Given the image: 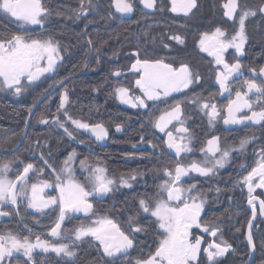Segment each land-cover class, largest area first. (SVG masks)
I'll return each mask as SVG.
<instances>
[{"label": "flooded vegetation", "instance_id": "1", "mask_svg": "<svg viewBox=\"0 0 264 264\" xmlns=\"http://www.w3.org/2000/svg\"><path fill=\"white\" fill-rule=\"evenodd\" d=\"M110 2L111 0H102L101 4L100 0H96L95 4L94 0H91L92 7L87 9L86 14L77 18L76 13L81 8V0H42L43 5L49 10L44 26L26 25L23 31L33 39L45 40L51 37L58 42L61 59L57 61L54 71L44 73L31 84L26 78H22V92L19 95H14L13 89L0 87V99L5 103L14 105L24 98L33 99L45 95L64 80H59L58 77L65 73V63L70 58L77 60L88 56V62L80 71L82 72L86 68L84 73L86 74L87 70L91 68L90 64L94 57L93 42L100 39L99 34L95 36V29L103 31V43L107 48L109 46V29L115 24V17L110 12ZM129 2L133 4L131 13L115 14L119 17L122 34L119 66L121 76L124 77L123 83L130 87L128 77L131 78L133 75L135 80L139 78L138 73L131 71V65L137 58L150 61L162 60L165 64H171L174 68H179L182 64L187 65L193 74L194 83L187 89L172 93L165 102L153 104L150 101L147 103V108L139 107L134 110V113L133 110L122 106L123 109L132 112L134 117L129 119L130 121L125 119L121 126V134L127 131L132 120L135 122L133 136L138 140L137 142L142 143L146 140L149 141V139L152 141L153 147L149 155L144 154L148 152L143 148L135 153H137L136 156L140 157L137 164L140 162L139 167L142 168V171L147 170L151 175L155 173L150 179L135 182V192L133 193L132 189L129 192H124V200L127 204H137V202L139 204V201L144 199L154 207L155 201L167 198V193L161 192L159 188L167 179L164 174L162 176L163 170L168 168L174 172L177 162L188 165L192 161H203L205 155L201 149L206 147L207 141L213 136L219 137L221 150L236 149L230 151L223 167H217L213 173L207 176L195 172L190 173L188 176L182 177L180 184L184 188L195 185V191L191 195L198 196L204 201L198 217L200 227L193 225L190 229L193 242L195 237H201L203 241L198 256V264H264V214H261L259 200H257L255 201L256 214L253 216V206L248 203V188L242 182V178L251 171L252 167L256 166L257 161L261 159V153H264V122L246 121L244 124H224L229 99H235L237 91L247 92L245 81L255 79L258 85L264 86V73L260 72V69L264 68V13L259 11L261 7H264V0H238L240 8L234 18L235 22L224 15L223 4L227 0H196L197 7L192 9L187 16L181 12H172L171 0H156V7L153 9L144 8L139 0H129ZM83 3L87 5L89 0H83ZM53 9L54 13L52 12ZM243 10L256 12L255 16L246 19L245 33L247 39L243 50L237 52L235 48L230 47L223 53L227 63H240L242 75L230 80L231 96L228 93L221 95L216 73L223 70V66L218 67L214 57L200 49L199 40L203 33H212L217 27L225 32L223 38L225 41L231 39L238 30L239 12ZM54 18L55 23L59 26V33L55 38L47 33V29ZM19 29L20 25L15 22L14 18L0 14V38H10L11 35L17 34ZM176 35L181 36L184 42L179 43L172 39ZM78 44L82 46V49L76 47ZM85 45L89 48V54L88 49L84 47ZM137 54L139 55L137 56ZM103 56L105 57V55ZM46 64V60L41 61V66H46ZM74 66L76 67L77 64H74ZM252 69L256 70L254 74L251 71ZM75 75L78 74L70 76ZM57 91L51 95L53 96ZM135 91L137 95H141V91L136 85ZM247 98L253 104L252 111L264 110V96L255 93V90H253V92L248 93ZM198 99L215 103L221 109V115L212 124L209 123L205 111H202L199 104L195 102ZM177 101L181 102V119L184 121L183 126L189 130L191 135L190 147L192 149L191 152L181 154L179 157L176 156L174 149L168 148L166 133L171 131L177 136L184 135L176 133V129L181 125L174 121L165 132H161L154 125V121L164 111L174 106ZM20 104L26 106L28 118L29 109L32 110L34 103L31 106H28L27 102H21ZM39 106L35 109L33 115ZM238 115L250 116L251 112L244 109ZM9 120H13V118ZM149 130H153V132ZM246 138H250L252 142L246 145L243 150H239L240 141ZM2 146L8 147L9 144H3ZM13 148L15 147L0 148V155H4L5 152ZM127 149L124 148L123 150L127 151ZM216 158H219V153ZM147 186L151 187L152 191L144 190L146 191L144 193L143 188ZM253 195L264 199V189L257 188ZM108 200V196L104 200L96 196H90L89 203L95 207L94 203L97 201L108 209L110 207ZM138 204L135 211L133 208H128V211L123 208L125 214L123 213L120 222L116 223L119 224L120 230L133 240V247L128 249L124 256L114 261L111 260L104 254L99 241L88 237L86 240L78 241L73 245L72 251L75 252V260L70 264H136L137 261L145 260L154 254L159 247V242L164 238V231L159 227L156 218L150 213L137 212ZM93 207L88 214L74 215L70 213L73 226L83 221L92 212ZM9 209L13 211L14 206L6 205V207L0 208L2 211H10ZM11 213L13 217L14 214ZM22 215L26 223L22 228H16L13 217L0 223V234H3L1 231L4 230L3 226L6 224V230L12 234L22 232L23 237H30L29 230L34 227L35 231L38 229L43 233L41 237L46 235L51 237L50 232L47 233L46 221H43L39 227L36 225L31 226L30 222L33 219L30 215H33ZM18 219L21 220V217L18 216ZM65 224L66 219L61 227L62 230ZM203 226L217 228L219 230L217 236L212 237L209 233H205ZM134 227H140L142 230L133 232L131 229ZM249 232L252 235V244L248 241ZM213 241L216 243L226 241L231 245V248L223 256L217 257L214 261H209L203 249ZM15 258L23 264H40L36 260L32 261V259L40 258L37 253L32 255L31 259L23 253L13 254L6 261L10 264ZM43 264L59 263L49 261ZM192 264H197V261H193Z\"/></svg>", "mask_w": 264, "mask_h": 264}, {"label": "snow or ice", "instance_id": "2", "mask_svg": "<svg viewBox=\"0 0 264 264\" xmlns=\"http://www.w3.org/2000/svg\"><path fill=\"white\" fill-rule=\"evenodd\" d=\"M146 9L156 7V0H139ZM116 10L122 14H128L133 11V4L129 0H113ZM171 11L181 12L188 15L192 9L197 7L196 0H171ZM91 0L85 5L81 0V8L76 13L77 18L84 15L88 8H91ZM224 15L229 19H233L239 11L238 0H227L223 4ZM264 13V7L259 9ZM0 14L14 18L15 22L20 25L17 34L11 35L10 38H0V87L15 89V94L22 92V78L31 84L37 81L44 73L54 71L56 63L61 59L59 52V44L51 37L45 40L33 39L23 31L26 25L44 26L45 20L49 15V10L43 5L42 0H0ZM253 10H243L239 12L238 30L225 41V32L217 27L212 33L205 32L199 40V47L203 52H207L213 56L216 65L223 66V70L216 73V80L220 87V94L228 93L231 96L232 89L230 80L236 76L242 75L241 65L239 62L229 64L225 61L223 53L228 48H235L237 52H242L246 42L245 22L250 16H255ZM172 39L179 43H183V38L179 35L173 36ZM91 43V41H89ZM139 54H137L138 56ZM47 61L46 66H41V61ZM131 71L138 73L139 78L135 80L136 87L141 91L140 96H130L129 89L126 87H118L115 89L116 95L122 103L130 104L132 107L147 108V101L165 102L172 93L180 92L189 88L194 83V77L187 65L182 64L179 68H174L171 64H165L162 60L150 61L137 58L131 65ZM255 73V69L251 70ZM264 73V68L260 69ZM113 75L119 77L121 72L116 70ZM247 92L237 91L235 99H229L226 106L227 116L224 117V124H244L249 122H264V110L259 112L252 111L253 104L247 98L248 93L253 92L264 96V86L258 85L255 79L245 81ZM202 111H205L212 124L220 115L221 109L215 103L209 101L197 100ZM68 103V93L65 91L61 97L60 105L57 109V115L52 118V123L62 128L70 138H73L72 131L66 127V123L70 122L76 130H86L93 134L96 140H104L108 131L102 124H89L80 119H74L67 112L65 105ZM244 109L251 112V115H238ZM31 112V109H29ZM64 116V121L60 120V114ZM182 107L181 102L177 101L169 110L164 111L155 121L154 125L161 132H165L169 125L174 121L181 126L176 129L177 134L167 131V146L174 149L177 157L181 154H187L192 151L190 147L191 135L189 130L183 126L184 121L181 119ZM40 123L48 124V119H41ZM116 130L121 131V125H116ZM251 141L250 138L240 141L239 150H243ZM83 143V141H81ZM236 149L221 150L219 137L213 136L207 141L205 148L201 151L205 155L203 161H192L188 165L177 162L174 172L168 168L163 170V174L167 179L159 186L161 192L167 193L166 199L155 201L152 207L148 201L141 199L139 201L140 208L145 213H150L156 218L159 227L164 231V238L159 242V247L155 253L147 259L137 261L136 264H192L197 261L201 252L202 238L195 237L194 242L191 237L190 229L193 225L198 224V217L203 207L204 201L198 196H192L195 191V185L188 188L181 187L182 177L188 176L190 173H199L207 176L214 172L217 167H223L227 161L230 151ZM219 153V158L217 154ZM76 156L75 151L69 154L67 160L64 161V168L61 174L56 175L55 185L50 184L47 180L41 183H33L28 186L29 173L34 171V165L27 163L23 170L20 171L15 179H9L8 173L12 167L11 162L0 164V208L3 206H16L18 198L27 200V207L43 212L49 207H58L59 215L54 222V226L50 229V235L53 238L60 239L62 231V223L66 215L70 212H81L88 214L93 205L89 203L88 197L96 196L102 198L110 193L113 189L114 181L106 175L107 170L100 164L95 166L88 165L86 161L80 162L82 168H91L89 176L86 180L92 184V190H86L83 184L78 183L72 175V169L69 162ZM44 164L48 167L47 161ZM43 171L42 169L40 170ZM55 171V169H53ZM62 174H67V179H62ZM135 175L129 176L127 179L121 177V184L131 187L129 180H135ZM258 181V182H257ZM243 184L248 188V203L253 206V216L256 214L255 201L259 200V210L264 214V199L253 195L257 188L264 189V153H261V159L257 161L256 166L251 168L246 176L242 178ZM55 188L58 191L57 196L45 197L44 191L48 188ZM199 200V202H197ZM10 213L0 210V217L9 216ZM251 227V222H250ZM133 232H139L140 227L131 229ZM30 231V230H29ZM203 231L209 233L212 237H216L218 229L215 227L203 226ZM87 237L94 238L99 241L103 248L104 254L116 260L124 256L128 249L133 247V240L129 238L119 226L111 219L105 217L92 222V225H81L74 230V240L80 241ZM248 241L252 244L251 232L248 234ZM254 247V245H253ZM40 248L47 252L49 250L67 257L75 256V252L70 250L69 244L50 243L36 237L35 243L31 242L29 237L23 238L8 232L0 234V264H3L5 258L12 257L14 253L23 252L29 259L32 258L33 250ZM231 245L226 241L216 243L215 241L208 244L203 251L207 254L209 261H214L217 257L223 256L229 251Z\"/></svg>", "mask_w": 264, "mask_h": 264}, {"label": "rangeland", "instance_id": "3", "mask_svg": "<svg viewBox=\"0 0 264 264\" xmlns=\"http://www.w3.org/2000/svg\"><path fill=\"white\" fill-rule=\"evenodd\" d=\"M112 11L114 14H119V12L116 10V7L114 5V3L111 2L110 4ZM32 26H38V25H32ZM64 49V48H63ZM65 51V49H64ZM89 51V50H88ZM66 52V51H65ZM89 54V53H88ZM103 53L97 52L96 54H94V61L97 63L94 64V66H98V69L101 68V66L99 65L100 62H102L103 58ZM119 57V56H118ZM118 57H114V60L118 61L119 58ZM102 59V60H100ZM114 60H110V62L114 63ZM119 65V64H118ZM93 66V68H94ZM120 68V66H119ZM118 68V70H119ZM89 73L96 71V69H92L87 70ZM120 71V70H119ZM123 76H115L111 74V78L110 81L113 84L112 85V89H113V98L115 100V102L117 103V105H119L120 107L124 106L127 107L131 110H136L139 107H132L130 104H126V103H122L119 98L116 95L115 89L118 87H126L129 89V94L130 96H140L139 94H136L135 91V79L134 76L132 75V77H128V84L131 85L130 87L125 85L123 83ZM68 83V82H67ZM65 83L61 88L58 89L57 91V96H59L60 98V102H61V97L63 95V93L65 91H67L68 93V103H69V92L67 89H65L64 87L66 86ZM22 84V83H21ZM14 95H15V89H13ZM15 100H17L15 98ZM150 101H147V103H149ZM65 105V108L67 110V112L69 113V115L72 116V118L74 119H80L84 122H87L90 124V121H85L84 119H82L79 115H77L73 108L69 105V104ZM50 107V106H49ZM48 112L50 111V108H47ZM58 114V113H57ZM57 114H45L44 117H42L41 119H48L49 123L48 124H42V123H38L39 128H44V134L48 135L51 134L52 137L54 138H50L47 137L45 138L43 133H38V135L35 137V139H33V142L31 144H28L27 147L18 152V156L13 160H4L2 163H6V162H11L12 167L8 173V178L9 179H15V176L23 170V167L27 164V163H32L34 165L35 170L29 173V177H28V186H29V191H30V186L33 183H41L45 180H47L50 184L55 185L56 182V175L57 174H61V170L64 168V161L67 160V158L69 157V154L72 153L73 151H75L76 156L75 158L69 162V167L72 169V175L75 178V180L80 183L83 184L86 188V190L91 191L92 190V184L90 182H88L86 180V177L89 176V173L91 171V168H82L80 162L82 160L86 161L88 165L91 166H95L96 164H100L102 167H104V165H102L104 162H102V160L100 158H98L96 155L98 152L96 151L97 148L100 147H104L110 144V128L106 126L105 128L108 131V135L104 140H96L95 136L93 134H91L90 132L86 131V130H76L75 127L70 123H66V127L69 128L70 131H72L73 133V138H70L69 136H67V134H65L64 130L60 127H58L56 124L52 123V118L54 116H56ZM64 116L62 115V113L60 114V120L63 122L64 121ZM41 121V120H40ZM101 124V123H98ZM94 125V124H93ZM109 129V130H108ZM117 131V130H116ZM150 132H153V130H149ZM122 132V127H121V131H117V133L121 134ZM145 134V133H144ZM63 136V139H65L66 141H70L73 144V147L71 148V150H68L69 148H62L61 146L63 144H61L62 142L60 141H55L53 142L54 139H57L58 137ZM34 138V137H33ZM21 140V136L17 138V141L15 143V147L16 145L19 143V141ZM32 140V138H31ZM81 141H83V143H81ZM152 141L149 139L144 141V142H136L133 143L131 145H123V147L128 148L127 149V154H125L123 156L124 160L126 161H135L136 163H138V161H140V157L136 156L139 149L143 148V150H146L148 153H144L149 155L150 154V150H152ZM130 150V151H129ZM141 152V151H140ZM143 152V151H142ZM129 153V154H128ZM132 154V155H130ZM28 158V159H26ZM30 159H34V161L29 160ZM47 161L48 165H50L51 167H48L44 164V161ZM140 164V162H139ZM139 164L137 168L135 169L136 172L133 173L132 175H135L136 179L135 180H129V184H131V187H128L126 185L121 184V177L127 179L129 176L131 175H122L119 177H111L110 175H108V172H106V175L108 176V178L112 179L114 181V184L112 186V191L110 193H108V201L110 204V207L108 209H106V206L100 205L97 201H95L94 205L95 207H93L94 209L92 210V212L83 220L80 221L79 223H77V225H74L71 223L72 222V217L71 214L68 213L66 215V224L65 227L63 228L62 232H61V237L60 239H56V238H51L49 235H46L44 237H41V234L43 235V233L37 229V231H35V229H33L34 227H32V229L30 230V234L31 236L29 237L30 241L35 243L36 240H34L37 236L41 237V240H46L49 241L50 243H65V244H69L70 246V250H72L73 245L78 242L74 240V230L76 228H78L81 225H92V222L97 220V219H103L105 217L113 220L115 223L120 222V217H123V213L125 211H123L122 207H127V208H133V210L135 211V207H137V204H127L126 201L124 200L125 205H122V202L120 201V198L124 192H129V190L133 191V193L135 192V182H140V181H144L147 178L150 179L152 178L153 175H155V173H153L152 175L149 173V171H142V168L139 167ZM142 165V164H141ZM105 168V167H104ZM43 170L42 172L40 170ZM53 169H55V171H53ZM106 169V168H105ZM145 171V172H144ZM158 174V173H157ZM156 174V175H157ZM160 174V173H159ZM163 176V173H162ZM62 179H67V174H62ZM144 179V180H143ZM140 189V188H138ZM137 189V190H138ZM144 190H149L148 192L152 191V188L147 186L143 188ZM146 191H144L145 193ZM143 193V194H144ZM129 194V193H128ZM140 194V193H139ZM44 195L45 197L48 196H57L58 195V191L55 190V188H48L45 189L44 191ZM145 196V194H144ZM88 197V201H89ZM133 203V201H132ZM132 206V207H131ZM3 207H6L3 206ZM120 208V209H119ZM10 211H5L10 213L9 216L6 217H0V223L2 221H6L9 220L11 218L14 217V223L16 228H22L24 226L25 221L23 219V215H28V214H32L33 216L30 215L32 222L31 226H41L42 222L46 221L47 223V233L50 232V229L52 226H54V222L57 219L58 215H59V208L58 207H49L43 210V212H38L35 209L32 208H28L27 207V200L26 199H19L18 198V204L16 206H14V210L12 211L11 209H9ZM140 210V212H139ZM134 211H132V213H134ZM13 212V217H12V213ZM138 213H144V214H148L143 212V210L140 208V204H138ZM136 212V213H137ZM125 214V213H124ZM18 216L21 217V220L18 219ZM119 225V224H118ZM4 230H2L1 232H3V234H7L9 231L6 230L7 229V225L4 224ZM19 234H14L17 235L20 238H23L22 236V232H18ZM88 238V237H87ZM87 238L83 239L86 240ZM80 240V241H83ZM74 251V250H73ZM19 253H23L22 251ZM35 253L40 255V258L38 259H32V261H38L40 264L43 263H47L49 261L51 262H58L59 264H70L72 263V261L75 260L74 256L73 257H67L64 256L63 254H56L55 252L49 250L47 252L43 251L40 248H36L33 250L32 255H34ZM15 255L18 253H14ZM27 257V256H26ZM7 258H5V260L3 261V264H8V262L6 261ZM10 264H23L22 262H19L17 258H15Z\"/></svg>", "mask_w": 264, "mask_h": 264}, {"label": "trees", "instance_id": "4", "mask_svg": "<svg viewBox=\"0 0 264 264\" xmlns=\"http://www.w3.org/2000/svg\"><path fill=\"white\" fill-rule=\"evenodd\" d=\"M100 1L102 4V0ZM94 3L96 4V0H94ZM52 12L54 13V9ZM110 12L115 17V24L109 29L108 48L103 43V31L101 29L98 31L96 29L94 30L95 36H98L97 34H99L100 39L96 40L95 42L92 41L94 54L100 52L105 55V57L102 56L103 60L100 59L102 60V62L99 64L101 68L98 69V66H94L96 62L94 61L93 57V60L90 64L91 68H89V70L91 71L92 69H96V71H91V73L87 71L86 74L68 81L64 88L69 92L68 104L73 108L77 115H79L85 121H90V124L101 123L110 128V144L97 148L96 151L98 153L96 155H98L97 157L100 158L102 162H104L102 165H104L106 168L108 175L111 177H119L122 175H132L136 172L135 169L137 168V163L135 161H126L123 158V156L127 154V152L123 150L126 148L123 147V145H131L136 143L138 140L133 136L135 133V122L132 120L124 134H119L116 131V125L119 124L122 126L125 119H132L134 115L132 112L130 113L128 110H125L117 105L113 98V84L111 83L110 78L111 74L113 75V73L119 68L118 64L120 61V44L122 34L121 27L119 26V17L113 13L111 6ZM55 22L56 21L54 18L47 29V33L53 38H55V36H57L59 33V26H57V23ZM76 47L78 49H82L80 44H78ZM84 47L89 50L88 46L85 45ZM114 57H118L119 60L115 61ZM110 60H114L115 62L112 63ZM87 62L88 56L82 59L79 58L77 60H73L71 58L68 59L65 63L66 71L61 77H58L59 80L65 79L72 74L80 72ZM74 64H77V66L75 67ZM21 102H27V105L31 106L34 102V99L24 98L22 101H17L14 105L5 103V101L0 99V148H12V146L15 145L17 138L20 136L22 138L27 112L26 106L20 104ZM59 105L60 98L57 96V93L46 100L45 103H43L33 115L29 132L23 145L14 153L0 155V164L4 160H14L18 156V152L24 150L28 144H31L38 133L44 134V128H39L38 123H40L41 118L44 117L45 114H57ZM47 108H50L49 112ZM11 118H13V120H9ZM49 136L50 138H54L51 134L45 135L44 137L47 138ZM55 141L62 142L61 144L63 145L61 147L69 148L67 151L71 150L73 147V144L70 141L63 139V136L53 140V142ZM3 144H9V146L3 147ZM29 160L34 161V159L30 158ZM124 197L125 195L120 197L122 198L120 199L122 205H125L123 202ZM124 209L125 211H128V208Z\"/></svg>", "mask_w": 264, "mask_h": 264}, {"label": "water", "instance_id": "5", "mask_svg": "<svg viewBox=\"0 0 264 264\" xmlns=\"http://www.w3.org/2000/svg\"><path fill=\"white\" fill-rule=\"evenodd\" d=\"M85 70L86 68L78 75H75V76H70L66 79H64L62 82H60L59 84H57L56 86H54L48 93H46L45 95H43L37 102L36 104L33 106L28 118H27V121H26V125H25V129H24V132H23V135H22V138L21 140L19 141V143L16 145L15 148H13L10 153H14L15 151H17L22 145L23 143L25 142L26 138H27V135H28V130H29V125H30V119H31V116L33 115L35 109L39 106V104L44 100L46 99L48 96H50L52 93H54L56 90H58L59 88H61L65 83H67L68 81H70L71 79H73L74 77H77V76H80L81 74H84L85 73ZM108 196V194H106L105 196H103L102 198H100L101 200H104L106 199V197ZM74 215H82V214H85L83 211L81 212H70ZM64 224V221L62 223V225ZM62 227V226H61Z\"/></svg>", "mask_w": 264, "mask_h": 264}, {"label": "bare ground", "instance_id": "6", "mask_svg": "<svg viewBox=\"0 0 264 264\" xmlns=\"http://www.w3.org/2000/svg\"><path fill=\"white\" fill-rule=\"evenodd\" d=\"M80 73H81V72H80ZM80 73H77V74H80ZM81 75H83V74H81ZM81 75H80V76H81ZM77 77H79V76H77ZM77 77H74V78H77ZM74 78H73V79H74ZM71 80H72V79H71ZM42 96H43V95H42ZM42 96H40V97H38V98H37V97H34V98H33V99H34V102H33L34 105L36 104V102H37ZM51 96H52V95H51ZM51 96H48V97H47L46 99H44L39 105L41 106L43 103H45L46 100H48L49 98H51ZM36 98H37V99H36ZM33 103H32V104H33ZM34 105H33V106H34ZM40 106H39V107H40ZM11 150H12V149H11ZM11 150L5 152V154H6V153H10Z\"/></svg>", "mask_w": 264, "mask_h": 264}]
</instances>
